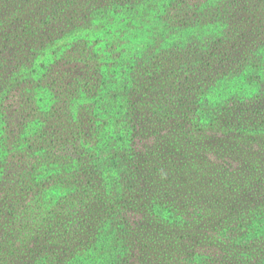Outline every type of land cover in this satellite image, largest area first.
Masks as SVG:
<instances>
[{
    "label": "trees",
    "instance_id": "16d2710c",
    "mask_svg": "<svg viewBox=\"0 0 264 264\" xmlns=\"http://www.w3.org/2000/svg\"><path fill=\"white\" fill-rule=\"evenodd\" d=\"M44 24L63 35L46 47L73 33L84 48L74 63L70 59H75L76 49L64 48L58 66L92 71V85L90 80L72 85L64 113L73 115L82 103L88 106L94 124L89 143L92 177L102 190L97 201L103 208L88 226V240H68L67 246L58 239L60 254L34 250L20 255L15 264H124L120 259L130 246L118 234L122 230L131 239L134 225L142 231L148 254L154 247L171 249L189 210L165 154L189 156L188 146L191 150L192 144L206 140L233 144V154L241 156L254 142L264 143V0H0V70L3 60L14 56L4 47L16 46V37L6 31ZM86 36L90 49L84 45ZM16 50L19 58H12L1 72L6 80L24 76V81L0 104L2 126L18 116L26 120L18 106L10 108L12 97L21 95L18 86L30 87V100L21 103L32 107L27 115L42 107L33 96H49L51 90L44 73L33 77L34 65ZM146 135L150 139L144 140ZM142 154H158V166ZM59 166L32 174L33 181L60 172ZM173 169L180 175L183 165ZM224 179L230 184L234 174ZM44 187L38 193L52 196L51 202L60 190L76 194L63 180H49ZM243 197L230 209L209 206L218 223L205 242H197L202 252L193 256L204 261L199 264H264V196ZM72 208L80 209L68 210ZM197 210L202 211L194 206L190 212ZM230 228L239 234L231 236ZM249 245L251 254L242 252Z\"/></svg>",
    "mask_w": 264,
    "mask_h": 264
},
{
    "label": "rangeland",
    "instance_id": "374dc122",
    "mask_svg": "<svg viewBox=\"0 0 264 264\" xmlns=\"http://www.w3.org/2000/svg\"><path fill=\"white\" fill-rule=\"evenodd\" d=\"M5 34L16 37L13 42L16 46L4 49L12 50L14 60L19 58L16 49L29 58L33 68L37 70L32 76L40 77L44 73L42 77L51 88L49 96L44 93L33 96L42 107H36L32 115H27L30 106L21 103L30 100V87L20 90L21 86H18L16 90L20 91L22 96H13L10 108L18 106L24 111L26 120L21 116V119H18V116L12 119L10 125L2 126L0 122V264H15L20 255L34 250L60 254L58 239L67 246L68 240H77L76 243L82 239L88 240V226L97 221V212L103 206L97 201L102 190L92 177L95 171L91 168L93 154L90 150V135L94 124L88 115V106L82 103V107L77 111H74L73 107L70 108L74 111L73 115L64 113L68 110L65 106L70 101L72 85L78 82L84 84L88 80L92 85L94 80L88 77L92 71L83 66L79 69L78 65L58 66L62 61L56 62L61 51L68 46L70 50L76 49L75 59H70L74 63V60L80 59L83 46L75 42L76 35L71 33L67 38L59 39L46 47L48 41L63 37L58 29L48 24L13 28ZM82 35L83 32H80L81 37ZM87 39L86 36L84 45L88 49L91 42ZM67 55H70V52ZM12 58H1L4 61L2 65L5 64L2 71L6 64L11 63ZM1 70L0 104L13 87L24 81V76L15 81L6 80L7 77ZM30 70L32 71V68L26 71ZM29 80L27 78V81ZM77 103L78 101L75 102ZM14 116H17L16 113ZM152 131L154 129H148V132ZM144 138L150 139L148 135ZM188 147L187 151H191L189 156L165 154L170 157L173 167L183 165L180 175L173 169L171 162L168 166L171 174L177 177L175 188L184 192V203L189 210L183 228L176 234L175 239H172L171 249L154 247L149 254L144 241L141 240L142 231L137 226L134 225L135 230L129 240L128 233L121 230L118 234L121 242L130 246L125 257L120 259L124 264L204 262L201 259L195 260L193 255L202 252L198 250L201 245L197 242H205L209 233L216 232L218 217L211 213L212 210H208L209 206L224 204L230 209L232 203L239 205L245 200V193L264 196V143L256 146L254 142L249 152L241 156L233 154L237 149L233 144H210L205 140L192 144L191 150L190 146ZM178 148L180 146L174 149L175 152ZM142 155L148 156L152 161L151 166H158V154ZM56 163L60 164V172L52 171V175H49L51 178L48 176L42 182L33 181L32 174L40 173ZM233 174L234 179L228 184L224 177ZM49 180H63L69 183L70 191L76 194L68 195L69 191L60 190L58 198L51 202L52 196L43 197L38 193L39 190H47L44 185ZM65 195L69 196L68 201L64 199ZM217 199L220 200L219 203L216 202ZM71 206H79L80 209L68 210ZM194 206H198L202 211L190 212ZM234 224L240 226L238 222ZM228 232L231 236L239 234L231 228ZM252 248L253 245H249L242 252L251 254ZM145 255L147 259L144 258Z\"/></svg>",
    "mask_w": 264,
    "mask_h": 264
}]
</instances>
